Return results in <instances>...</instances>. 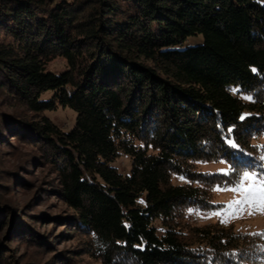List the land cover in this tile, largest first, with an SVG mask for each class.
<instances>
[{"label":"trees","instance_id":"1","mask_svg":"<svg viewBox=\"0 0 264 264\" xmlns=\"http://www.w3.org/2000/svg\"><path fill=\"white\" fill-rule=\"evenodd\" d=\"M0 95V131L51 166L83 256L264 264V230L187 217L244 172L264 178V0H0ZM59 109L69 131L47 116ZM123 155L128 175L112 166ZM219 161L227 175L199 170ZM2 201L0 223L15 213ZM24 224L14 236L31 241Z\"/></svg>","mask_w":264,"mask_h":264},{"label":"rangeland","instance_id":"2","mask_svg":"<svg viewBox=\"0 0 264 264\" xmlns=\"http://www.w3.org/2000/svg\"><path fill=\"white\" fill-rule=\"evenodd\" d=\"M48 69L61 73L66 70L65 62L57 58L48 65ZM9 110L0 106V112ZM47 116L65 131L73 127L75 114L69 109H59L47 113ZM42 156L37 147L10 138L5 135L4 129L0 131V201L10 203L15 210L11 218L5 215L0 223V248L7 256V262L2 264H100L77 251L82 249V245L61 224L67 210L53 195V187L57 186L55 174ZM112 166L121 174L128 175L129 158L123 155ZM199 170L224 174L228 173V164L224 161L201 163ZM239 199L242 197L238 193L215 190L213 201L218 207L207 214H193L190 210L187 217L199 226L220 223L223 226L233 225L241 232L264 230V215L245 214L228 224L221 223L220 217L212 216V213L219 212L227 219L233 211L228 205ZM1 206L0 202V216L3 213ZM18 222L25 223L26 235L34 236L33 240L14 236ZM179 239L186 244L193 243V238L188 235Z\"/></svg>","mask_w":264,"mask_h":264},{"label":"snow or ice","instance_id":"3","mask_svg":"<svg viewBox=\"0 0 264 264\" xmlns=\"http://www.w3.org/2000/svg\"><path fill=\"white\" fill-rule=\"evenodd\" d=\"M253 71L256 70L253 69ZM246 99L251 100V97H246ZM231 146L233 148L236 147L234 143ZM261 158L264 159V157ZM224 174L227 175V173ZM221 190L222 189L219 188L216 189V191ZM223 191L238 193L242 199L236 200L228 205L229 209H233V211L227 219L219 212L212 213V216L221 218V223L228 224L230 220L240 219L245 214L248 216L257 214L264 215V178L258 176L255 172H244L239 183L235 187L223 189Z\"/></svg>","mask_w":264,"mask_h":264}]
</instances>
